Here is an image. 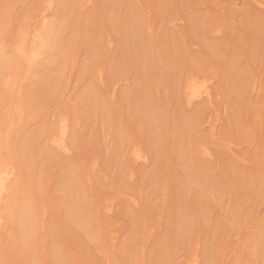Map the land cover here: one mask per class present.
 <instances>
[{
    "label": "rangeland",
    "instance_id": "1",
    "mask_svg": "<svg viewBox=\"0 0 264 264\" xmlns=\"http://www.w3.org/2000/svg\"><path fill=\"white\" fill-rule=\"evenodd\" d=\"M75 1L55 14L68 16L58 50L75 63L59 79L48 68L27 80L15 43L25 25L33 32L41 24L44 0H0V32L10 31L5 47L23 74L8 99L0 83L2 155L5 136L48 132L61 113L77 123L68 152L49 146L44 133L43 143L16 153L19 181L38 195L45 237L29 249L10 223L2 264H57L53 246L60 264H187L196 254L199 264H264V0ZM192 76L210 80L209 100L188 103L182 86ZM90 87L96 97L86 94ZM28 90L35 112L15 125ZM134 143L145 162L132 160ZM73 176L77 194L63 187ZM72 207L87 226L68 217Z\"/></svg>",
    "mask_w": 264,
    "mask_h": 264
},
{
    "label": "bare ground",
    "instance_id": "2",
    "mask_svg": "<svg viewBox=\"0 0 264 264\" xmlns=\"http://www.w3.org/2000/svg\"><path fill=\"white\" fill-rule=\"evenodd\" d=\"M64 1H66V0H44V6L42 3V6L44 8L42 7L41 11H40L43 13V15H41V17L43 16L42 20H41V24L38 27H36L33 32L31 29L32 26H30V28H29L27 25H25L23 27V29L18 34V39L16 40V43H15V50H17L20 53L19 56H21V58H23L24 62L26 63L25 64L23 62L24 68H25V65H27L26 68L28 67V73L26 75V78L28 77L29 80L34 75H38L40 73H46L45 69H48V68L51 69L50 71L52 72V75L57 76V78L59 79L62 77L63 74L67 75V73H66L67 69L70 67V65H73V63H75V60H73L71 58L66 57L67 58L66 59V58L62 57L60 55V51L58 50V48L59 49L62 48L61 44L65 41L64 37H61L62 36L61 34L63 33V31L65 32V30L62 31V26H64L66 24V21L64 18H66L68 16H66V17H65V15L64 16L63 15L57 16L55 14H57V12L58 13L60 12L59 11L60 5L62 7H65V4H62ZM76 1L78 2V0H76ZM80 1H84V0H80ZM77 2H76V5H77ZM70 4H73V2ZM68 11H70V10H68ZM53 18H55V19H53ZM136 18H137V15L134 11V12H132V16L130 17V20L136 22L137 21ZM30 23H32L31 20H30ZM39 23H40V21H39ZM131 34H133L135 36L141 35L138 31H134ZM66 47H67L68 51L71 49V47H69V46H66ZM19 61L20 60L17 61V59L12 57L8 53V51L6 50L5 44L0 45V83L3 84V86L6 90L5 97L7 99L9 97L10 93H12L13 89H15L17 82L20 81L19 80L20 76H23V74L20 75L22 67L20 66ZM98 70H99V68H98ZM83 71H85V70H83ZM102 76H103V73L99 70L98 71V79L101 83H103L102 82L103 81ZM24 77H25V75H24ZM24 77H22V79ZM28 78H27V80H28ZM20 83H19V86H20ZM22 83H24V80H22ZM25 85H27V84H25ZM55 85L57 88L56 83H55ZM251 86H253V93L255 95L259 94V90H261V88H262L259 81L256 80V82H253V84ZM182 87H183L182 92H183L184 96L186 97L188 103L198 102V101H201L204 99L209 100L212 96V89H211L210 80H201L199 77H195V76L193 77L192 76V77H188L185 79ZM115 91H116V87L114 84V87L112 88L111 95L109 93V96L112 99L115 98ZM86 94L89 97H96L97 91L95 88L90 87L86 91ZM11 98H9V100ZM19 99L20 100L18 101V103L16 105L17 114H16V116L12 122H14L15 125L19 124L22 126L26 117L30 116L31 114L33 115V113L35 112V110L33 109V106L31 107V103L34 104V102L36 101V94H34L33 91L28 90L25 92L23 97H21ZM12 102H13V100H12ZM12 102H10V103H12ZM96 103L100 104L102 106V102H100L99 100H96ZM26 108H30V112L27 114H26V111L28 112V110ZM13 109H15V107ZM13 112H15V110ZM31 119H34V118H31ZM26 122H28V121H26ZM31 123H32V121H31ZM76 124L77 123L75 122V120L68 113H61L58 116L57 120L54 123H52L51 129L48 132H46L45 129H43V127H41V128L39 127V128H35V129L29 128L28 131L25 132L27 134L25 136H23V138L13 139V142L10 139L11 136H8L7 138L5 136L4 141L6 144L5 148L7 150V152L5 151L7 154L6 156L4 153H3L4 155H2V153H1V150H4V149L1 147L2 141H0V180L3 181V189L0 190V247H1V243H2L1 240H2L3 231L6 228V226L9 225L10 223L14 224L15 228H16L14 231L15 234L13 233L14 234L13 238L18 240L21 244H23L25 247H28L29 249H32V247L36 245L37 241L39 242L38 237H39V239H41L42 236L45 237L43 234H41V231H40L41 230L40 225H41V223H43L42 222L43 216L41 218V215H43V214H40L39 209H41V207L39 208V205H38L39 202H37L38 200L36 201V197L38 195L35 196L36 193L34 194V192L32 191V188L30 186L31 184L25 185L19 181L18 177L21 174L19 171H21V170L19 169V171H18V168L16 167L17 164H15L13 161L15 159V157L17 156L16 153H18V155L20 153H22V154L27 153L29 146L39 144V142L42 140L41 138L43 137L44 133L45 134L47 133L44 137V141L47 140V143L49 146H51V147H53V148H55V149H57L63 153L68 152L71 148V145H73V144H71L72 143L71 138H73L72 137L73 130H74L73 128L75 127ZM7 135H8V133H7ZM121 138H122V136H121ZM43 142H40V143H43ZM131 145H132V147H131ZM131 145L129 146V148L131 147L129 154H130L132 160L135 162H138V163H139V161H142V163L145 162L147 160V155L145 153V149L143 150V148L140 145L135 144V143L131 144ZM200 148H201L200 152L203 155H205L206 157L207 156L209 157L212 155L209 147L206 146L205 144H203L202 147H200ZM59 151H57V152H59ZM127 151H129V150H127ZM28 153H29V151H28ZM21 156H23V155H21ZM18 159L19 158H17V160ZM24 167L26 168V166H24ZM92 167H93L92 169H94V170L97 169L95 163L93 164ZM73 170H76V169H73ZM71 172H73V171H71ZM96 173L97 172H95V174ZM20 177H22V176H20ZM27 177H29V176L27 175ZM130 177H132V175H130ZM78 179L74 178V176H73V178H71V182L67 181L68 184L64 183L63 187H65V185H66V188L68 189V190H66V191H68L67 193H69V194H75L76 193L77 194V193L83 191L82 187L80 186V181ZM24 180H25V176H24ZM67 180H70V179H67ZM22 182H24V181H22ZM24 183H26V181ZM29 183H31V182H29ZM126 194H127V192H126ZM79 199H82L81 193L79 195ZM110 200L106 199L105 204H103L105 207V211H111L112 210L113 204ZM135 200L136 199L131 200L132 205L136 204ZM42 211L43 210H41V212ZM80 211H82V209L80 210V208L72 207V209H70L69 212L67 211V215L71 219L75 218V219H73L75 221H80L83 224V226L85 227L87 225L84 223L85 219H83L82 215L80 214ZM82 213H83V211H82ZM45 214H46V212H45ZM44 229H45V227H44ZM7 232L10 233L9 231H7ZM40 234L42 235L41 237L39 236ZM3 236H4V234H3ZM52 243H54V242H52ZM2 250L0 248V253L2 252ZM1 254H0V257H1ZM50 257L57 264H60V260L62 259L63 254H62V251L60 250V248L58 246H53L52 254ZM206 261H208V260H206ZM2 263L3 262L1 261V258H0V264H2ZM187 264H199V255L196 254V259L195 258L191 259L190 261L187 262Z\"/></svg>",
    "mask_w": 264,
    "mask_h": 264
},
{
    "label": "snow or ice",
    "instance_id": "3",
    "mask_svg": "<svg viewBox=\"0 0 264 264\" xmlns=\"http://www.w3.org/2000/svg\"><path fill=\"white\" fill-rule=\"evenodd\" d=\"M12 6L11 5H7L5 4L4 5V8L7 10L9 8H11ZM11 33L10 31L6 28L3 32H0V45H3V44H8L10 43L11 41ZM3 189V181L0 180V190Z\"/></svg>",
    "mask_w": 264,
    "mask_h": 264
}]
</instances>
